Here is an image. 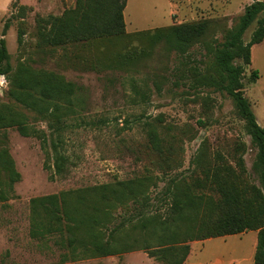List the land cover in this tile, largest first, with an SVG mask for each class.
Returning <instances> with one entry per match:
<instances>
[{"label":"rangeland","instance_id":"obj_1","mask_svg":"<svg viewBox=\"0 0 264 264\" xmlns=\"http://www.w3.org/2000/svg\"><path fill=\"white\" fill-rule=\"evenodd\" d=\"M75 1L13 0L0 19V33L8 24L3 37L11 77L18 67L51 72L80 86L76 93L85 100V108L67 119L70 126L63 134L61 152L69 162L63 176L51 178L54 169L46 167L52 166L55 155L50 141L43 147L40 138L21 134L15 125H0V150L8 149L20 173L11 190L6 174L0 172L9 196H0V264H161L141 249L115 255L88 252L82 257L56 244L54 237H31L32 197L116 181L145 179L146 193L155 195L174 177H183L195 192L216 197V183L206 174L217 172L252 220L264 225V166L233 97L218 88L215 60L227 32L237 28L246 5L255 0H128L125 36L63 46L44 43L39 28L49 24V15H61ZM202 19L210 21L207 32L184 50L137 35ZM255 27L256 21L244 33V41ZM20 30L22 43L18 42ZM134 49L145 52L125 65L113 64L117 53ZM251 60L245 68V93L260 122L264 41L252 47ZM255 69L259 77L251 82ZM11 88L12 80L1 75L0 111L25 115L31 127L51 133L53 122L12 98ZM151 129L163 145L160 152L150 146ZM125 210L117 209L116 223ZM257 233L254 229L190 241L184 264L194 260L250 264Z\"/></svg>","mask_w":264,"mask_h":264},{"label":"trees","instance_id":"obj_2","mask_svg":"<svg viewBox=\"0 0 264 264\" xmlns=\"http://www.w3.org/2000/svg\"><path fill=\"white\" fill-rule=\"evenodd\" d=\"M128 0H76L61 15H49L48 25L39 28L40 39L51 46L87 43L125 36V8ZM256 21L248 41L244 33ZM210 26L208 19L183 22L155 31L138 32L152 43L164 41L180 50L204 36ZM6 23L0 33V76L12 80L10 95L29 111L52 121L51 133L35 129L25 122V115L0 111V125H15L26 136L40 138L42 146L50 144L54 160L46 165L54 171L50 177L63 176L69 162L61 152L64 132L69 128L67 119L85 108L83 96L77 95L75 83L54 73H34L29 67H18L15 73L9 64V53L3 37ZM24 32H18V42H23ZM264 41V0L246 5L237 28L227 32L216 53L217 84L220 90L231 95L239 115L247 122L258 156L264 166V126L260 124L245 93L244 74L251 64L252 47ZM143 49L117 53L113 64L133 62ZM259 70L252 71L251 82H256ZM144 96V95H143ZM150 146L162 151L163 145L153 129ZM52 136H55L52 139ZM0 172L7 176L11 190L20 179L13 158L7 148L0 150ZM215 181L217 196L195 192L183 177H174L170 184L155 195L146 193V180L116 181L100 185L70 188L58 193L30 199V235L45 240L55 238V243L71 251L74 256L89 253L115 255L124 251L144 250L161 264H184L189 252V242L213 237L240 234L258 229L254 253L255 264H264V225L253 221L248 209L233 189L220 179L217 172L206 174ZM264 183V176H263ZM0 180V196L8 199ZM131 200V205L128 201ZM123 208V219L116 223L117 209ZM216 212V214L214 213ZM77 253V254H75Z\"/></svg>","mask_w":264,"mask_h":264},{"label":"crops","instance_id":"obj_3","mask_svg":"<svg viewBox=\"0 0 264 264\" xmlns=\"http://www.w3.org/2000/svg\"><path fill=\"white\" fill-rule=\"evenodd\" d=\"M12 2H13V0H0V19L8 13V10H9L10 5L12 4ZM0 27H1V23H0ZM260 102H261L260 103V124L262 126H264V100L260 101ZM243 233H245V232H243ZM208 239H210V238H208ZM205 240H207V239H205ZM205 240H203V241H205ZM200 241H202V240H200ZM256 244H257V241H256ZM242 262H243V260L242 261L240 260V262H239V260H230V261H228L227 263H224V264H243ZM221 263L222 262L219 261L218 264H221ZM193 264H202V262L194 260ZM250 264H255L254 259L252 261H250Z\"/></svg>","mask_w":264,"mask_h":264}]
</instances>
